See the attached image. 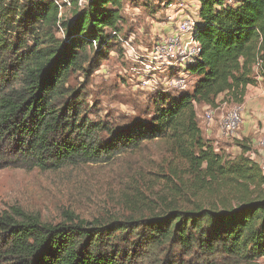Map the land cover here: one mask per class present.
<instances>
[{
  "label": "trees",
  "instance_id": "16d2710c",
  "mask_svg": "<svg viewBox=\"0 0 264 264\" xmlns=\"http://www.w3.org/2000/svg\"><path fill=\"white\" fill-rule=\"evenodd\" d=\"M197 1L191 90L160 92L148 124L114 128L89 119L82 93L67 83L90 55L100 59L116 45L122 0H87L78 11L71 0L70 19L55 0H0V169L106 165L147 142H160L169 156L123 191L134 206L161 204L145 215L87 221L64 211L61 222L47 224L16 208L1 212L0 264H132L134 255L114 241L139 229L156 248L207 260L197 264H259L264 176L245 144L229 157L203 138L195 106L212 107L221 96L240 105L257 77L264 87V0Z\"/></svg>",
  "mask_w": 264,
  "mask_h": 264
},
{
  "label": "rangeland",
  "instance_id": "374dc122",
  "mask_svg": "<svg viewBox=\"0 0 264 264\" xmlns=\"http://www.w3.org/2000/svg\"><path fill=\"white\" fill-rule=\"evenodd\" d=\"M86 1L75 0L76 10H82ZM55 2L60 5L63 18H72L75 8L71 0ZM195 6L194 0H122V19L116 45L102 52L100 59H92L90 55L83 65L84 72L73 73L67 83L82 93L89 119L114 128L135 122L148 124L156 95L160 92L176 95L178 90L167 89L165 82L172 76L181 75L183 70L154 60L152 46L158 37L169 35L182 19H168L174 10L187 8L192 12L191 16H195ZM57 37H62L61 31ZM257 79L255 86L246 88L240 105L221 96L212 107L195 106L202 136L213 144L216 151L235 157L241 153L239 144H245L250 148L247 156L255 162L263 153L257 144L264 135V87L262 78ZM187 80L186 91H189L195 77L191 75ZM236 107H242L239 130L231 137H222L218 130L219 121ZM209 110L213 112V120L207 123L204 115ZM168 159V153L160 142H147L137 150L121 153L106 165L67 167L56 173L2 168L0 213L16 208L36 215L47 224L61 222L64 211L74 212L87 221L93 218L123 220L145 215L147 212L143 210L160 207L161 204L153 199L154 202H149L144 208L134 206L124 200L123 191L135 186L134 182L130 183L138 175L149 177V173L165 166ZM139 211L142 212L136 215ZM148 236L145 229L129 231L114 243L134 255L132 264L207 262L204 258L186 255L175 247L156 248ZM215 261L217 264H233L227 259ZM258 263L264 264L263 258Z\"/></svg>",
  "mask_w": 264,
  "mask_h": 264
},
{
  "label": "built area",
  "instance_id": "2783aa9c",
  "mask_svg": "<svg viewBox=\"0 0 264 264\" xmlns=\"http://www.w3.org/2000/svg\"><path fill=\"white\" fill-rule=\"evenodd\" d=\"M237 0H227L233 3ZM169 20H173L171 16ZM198 24L199 20L195 17L185 16L179 20L172 32L167 36H160L152 46V55L154 60L166 63L169 66H175L183 71L181 75L172 76L165 82L167 89L186 91L187 79L191 76L187 72V66L192 64L200 53L198 42ZM132 51V49H131ZM259 64L255 67L257 69ZM242 107H236L228 111L219 121L218 130L222 137H231L239 130L241 125ZM206 122H212L213 112L209 110L205 113ZM258 148L262 150V155L257 161L259 170L264 176V135L258 141ZM251 158V157H250ZM253 159V158H251ZM264 260V256L262 257Z\"/></svg>",
  "mask_w": 264,
  "mask_h": 264
},
{
  "label": "crops",
  "instance_id": "0c3cea01",
  "mask_svg": "<svg viewBox=\"0 0 264 264\" xmlns=\"http://www.w3.org/2000/svg\"><path fill=\"white\" fill-rule=\"evenodd\" d=\"M194 1L196 3V6H195V16H191V13L192 12L189 9H187V8H185L186 11H185V9H179V8H181L180 6H179V8H177L176 10H174L172 12V14L169 15V16L175 17L176 20H178V19L184 18L185 16L190 15L191 17H195V18H197L199 20V18H198L199 3H198L197 0H194Z\"/></svg>",
  "mask_w": 264,
  "mask_h": 264
}]
</instances>
